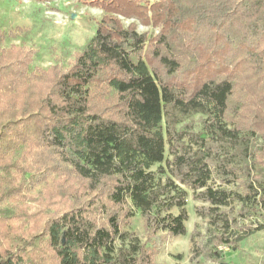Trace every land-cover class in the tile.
I'll return each mask as SVG.
<instances>
[{
    "label": "trees",
    "instance_id": "1",
    "mask_svg": "<svg viewBox=\"0 0 264 264\" xmlns=\"http://www.w3.org/2000/svg\"><path fill=\"white\" fill-rule=\"evenodd\" d=\"M77 1L65 70L0 32V264H155L189 193L191 261L223 264L264 230V0Z\"/></svg>",
    "mask_w": 264,
    "mask_h": 264
},
{
    "label": "rangeland",
    "instance_id": "2",
    "mask_svg": "<svg viewBox=\"0 0 264 264\" xmlns=\"http://www.w3.org/2000/svg\"><path fill=\"white\" fill-rule=\"evenodd\" d=\"M100 17V10L77 0H0V32L11 34V37H6L3 46H23L31 50L34 54L31 68L46 70L56 65L65 70L73 62L74 55L93 35ZM121 22L127 27L134 21ZM135 24L139 34L147 31L154 35L156 32ZM193 120L198 128L199 118ZM39 190L40 187L36 189ZM198 205L200 203L192 201L189 193L186 234L165 241L154 258L155 264H220L204 260L191 261L190 233L193 228L202 236L208 234L206 222L195 215L194 207ZM126 230L144 242L143 223L138 213H134L131 225ZM220 249L224 252L223 264H264V230L246 238L235 250Z\"/></svg>",
    "mask_w": 264,
    "mask_h": 264
}]
</instances>
